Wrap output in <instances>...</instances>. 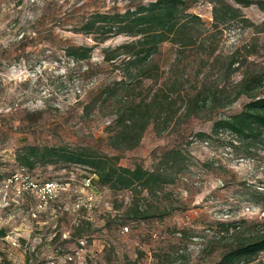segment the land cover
Segmentation results:
<instances>
[{"label": "rangeland", "instance_id": "rangeland-1", "mask_svg": "<svg viewBox=\"0 0 264 264\" xmlns=\"http://www.w3.org/2000/svg\"><path fill=\"white\" fill-rule=\"evenodd\" d=\"M188 3L187 12L198 15L205 28L211 29V0ZM129 4L128 0H0V181L18 170L14 156L23 140L39 145L93 146L108 155L118 154L122 166L140 163L149 170L157 166L164 150L176 146L188 156V168L157 198L142 193L145 204H156L159 212L172 209L162 218L132 221L123 216L130 191L112 192L100 186L96 175L83 166L39 165L28 172L33 180H55L68 186L44 205L36 193L27 191L18 204L0 210V228L5 230L0 237V264H213L221 252L217 248L220 223L264 224V204L248 196L255 189L264 202V146L245 151L228 132L207 141L195 137L197 132L209 134L212 122L220 116L239 112L249 97H240L211 119L181 117L161 136L149 126L138 147L120 153L106 144L110 117L97 112L82 116L88 92L119 77L117 70L105 64L90 73L85 68L102 64V48L130 38L109 33L96 45L92 35L76 29L93 13H122ZM239 8L247 22L238 20L222 28L199 82L219 78L236 52L246 61L220 87L230 91L245 68L264 74V31L256 32L251 26L263 22L264 13L256 5ZM68 44L95 46L88 63L66 57L63 48ZM192 53L186 52L179 67L196 68L198 61L192 62ZM175 56L173 43L159 46L152 58L159 78L143 81L145 94L168 77ZM214 60V66H209ZM188 83L181 89L183 95ZM29 121L36 124L33 130L15 129ZM78 239L85 242L80 257L76 255ZM253 262L264 264V252Z\"/></svg>", "mask_w": 264, "mask_h": 264}, {"label": "trees", "instance_id": "trees-1", "mask_svg": "<svg viewBox=\"0 0 264 264\" xmlns=\"http://www.w3.org/2000/svg\"><path fill=\"white\" fill-rule=\"evenodd\" d=\"M128 1L130 4L124 12L93 13L76 29L92 35L96 45L104 42L109 33L113 36L124 34L130 38L114 47L102 48V64L88 65L84 70L90 73L94 67L105 64L119 74L118 78L89 91L87 101L82 104V116L89 117L97 112L102 117H110L106 144L119 153L133 150L138 147L149 126L157 136H161L181 117L207 116L211 119L218 110L247 96L250 100L239 112L220 116L212 122L209 134L197 132L195 137L207 141L228 132L245 151L257 145L264 146L263 72L256 70L251 73L245 68L239 82L230 91L224 90L219 83L226 84L231 74L246 61L245 57L239 59L236 52L228 58L219 78L204 84L198 78L215 52L222 28L238 20L247 22L242 18L239 6L256 5L264 13V0H232L236 7L228 0H211V29L205 28L198 15L187 12L188 0H154L146 4L138 3L140 0ZM251 26L256 32H262L264 20L259 25ZM164 42L176 46V56L170 65L168 77L154 91L145 94L143 81L159 78L152 58ZM94 48L92 45L68 44L63 51L75 63H88ZM191 51L192 62L198 61L196 68L187 65L179 67L186 58V52ZM214 62L209 66L213 67ZM187 75L188 78H185ZM185 81L189 83L183 95L181 89ZM35 125V122L29 121L25 125L20 123L15 129L29 132ZM119 159L118 154L108 155L93 146L39 145L25 143V140L16 147L14 156L19 168L27 172L39 165L83 166L96 175L100 186L112 192L130 191V204L123 212L126 219L140 221L169 214L172 208L159 212L156 204H145L142 193L157 198L166 185L188 168V156L176 146L164 150L153 170L144 168L140 163L131 167L122 166ZM248 196L257 200L259 205L264 204L257 190H250ZM219 225L222 236L217 248L221 247V252L213 264H259L253 261L264 252V224L242 221L222 222ZM4 236L5 230L0 228V237Z\"/></svg>", "mask_w": 264, "mask_h": 264}, {"label": "built area", "instance_id": "built-area-1", "mask_svg": "<svg viewBox=\"0 0 264 264\" xmlns=\"http://www.w3.org/2000/svg\"><path fill=\"white\" fill-rule=\"evenodd\" d=\"M89 180H85V185H88ZM84 185V182H83ZM68 184L55 180H46L37 182L31 178L29 173L23 168H18L5 179L0 181V210H6L12 207L13 204H18L19 199L24 193H36L40 204L44 205L59 191H63ZM12 193V194H9ZM40 207V206H39ZM85 209L87 207H84ZM123 231H127V227H123ZM78 251L77 257H80L85 249L83 239L77 240ZM68 260H72V256H67Z\"/></svg>", "mask_w": 264, "mask_h": 264}]
</instances>
